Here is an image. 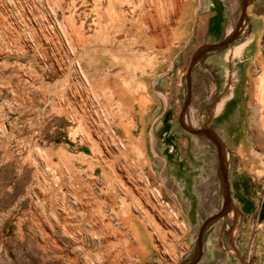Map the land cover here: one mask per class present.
Instances as JSON below:
<instances>
[{"label":"rangeland","instance_id":"rangeland-1","mask_svg":"<svg viewBox=\"0 0 264 264\" xmlns=\"http://www.w3.org/2000/svg\"><path fill=\"white\" fill-rule=\"evenodd\" d=\"M93 2L0 0V264L191 263L203 225L224 209L220 150L231 204L205 226L195 264H264V0H191L180 42L172 40L180 17L145 11L141 37L131 28L126 38L136 52L157 56L129 65H108L97 53L116 16L91 11ZM258 19L256 39L226 59L253 39ZM234 31L227 47L190 66L204 45ZM117 82L133 90L131 106L119 102ZM231 82L235 96L214 113ZM181 113L221 145L185 129ZM111 169L130 173L137 193L160 191V203L152 198L165 206L156 209L160 232ZM172 210L181 223L170 220ZM131 217L157 245L142 260Z\"/></svg>","mask_w":264,"mask_h":264},{"label":"bare ground","instance_id":"bare-ground-1","mask_svg":"<svg viewBox=\"0 0 264 264\" xmlns=\"http://www.w3.org/2000/svg\"><path fill=\"white\" fill-rule=\"evenodd\" d=\"M84 4L87 2V0H83ZM93 7L91 11H112V13L116 16L114 20H110L105 24L104 26L101 25V28H103V34L100 36L99 40L102 41L103 43L100 44L101 46L97 49L98 51L101 52V59L105 60L108 62V65H112L114 62H118L119 60L126 62L128 65L130 62H127V60L131 61L132 57H137L140 60L145 61V64H150L149 62H152L154 57L157 56V53L154 54V52H151L153 54L151 56L149 51H144L140 50L139 52H136L135 49L128 39L126 38L128 31L131 30V28L136 29V34L138 35L142 31V24L145 22V11H168L170 16L177 17L180 19L177 21L176 27L173 32L172 40L176 42H180L182 39H184L187 34H188V16H189V11H192V5H191V0H94L93 2ZM86 6V5H85ZM87 7V6H86ZM86 10V9H85ZM87 11V10H86ZM127 11H131L130 15H128ZM136 11H140V14L143 15L142 18L140 16L137 17ZM105 12V13H106ZM188 13V14H187ZM70 15V14H69ZM110 16V15H109ZM73 18H70V21H72ZM174 20V18H173ZM73 22V21H72ZM174 22V21H173ZM172 22V23H173ZM117 23V24H116ZM149 23V22H148ZM71 24V23H70ZM145 24V23H144ZM175 26V25H174ZM102 30V29H101ZM99 33L102 31H98ZM138 33V34H137ZM71 34V33H70ZM149 35V34H148ZM141 37V35L139 34ZM138 36V37H139ZM147 36V35H146ZM80 37V35H79ZM98 37V35H97ZM171 38V37H170ZM169 38V39H170ZM133 39V38H132ZM136 39V37H135ZM138 39V38H137ZM168 39V40H169ZM252 38H249L248 40H245L241 42L238 45H235L230 53L227 52V55H225L226 59H230L231 57L235 55H242L244 52L245 47L251 42ZM118 45H115V42H118ZM174 41V42H175ZM72 41H69V43ZM133 42V41H132ZM163 42V41H162ZM67 43V42H66ZM83 43V42H82ZM168 43V42H167ZM72 44V43H71ZM84 45V44H83ZM163 45V44H162ZM169 46L168 44H166ZM161 47V46H160ZM73 48V47H72ZM167 48V47H166ZM78 49V48H77ZM157 49V48H156ZM168 49V48H167ZM73 51V50H72ZM74 52V51H73ZM72 52V53H73ZM167 54V53H166ZM168 55V54H167ZM151 56V57H150ZM150 57V58H149ZM116 58V59H115ZM118 58V59H117ZM118 60V61H117ZM157 60V59H156ZM68 61V60H67ZM143 61V62H144ZM155 61V60H153ZM79 63V62H78ZM115 63V64H116ZM140 65V62H138ZM80 68L82 69L81 63H79ZM93 64V63H92ZM120 64V63H119ZM144 64V65H145ZM152 64V63H151ZM135 65V64H134ZM130 66H127L129 68ZM134 67V66H133ZM136 67V66H135ZM146 67V66H145ZM138 68V67H137ZM135 69V68H134ZM137 70V69H136ZM76 71V70H75ZM129 71V70H128ZM140 71V70H139ZM133 72V71H132ZM138 72V70H137ZM145 72V71H142ZM136 73V72H135ZM108 74V73H107ZM137 75V74H136ZM142 75V74H141ZM233 76V74L231 75ZM230 77V76H229ZM132 78V77H131ZM137 78V77H136ZM87 82V81H86ZM140 82V81H139ZM90 83V82H89ZM106 83V82H105ZM107 84V83H106ZM130 84V83H129ZM79 85V84H78ZM89 86V85H88ZM144 86V84H142ZM93 87V86H92ZM229 89L226 94H224L223 97L216 103L213 108L214 113L218 114L222 108H224V103L227 99H231L235 96V88H234V83H229L228 84ZM115 91L119 94L120 96V101L123 103L125 106H131V98L129 95L133 92L132 89H130L128 84L125 83H116L115 86ZM146 88V86H145ZM110 89V88H109ZM113 89V88H112ZM135 91V90H134ZM91 103V102H90ZM97 104V103H96ZM89 126V125H88ZM84 128V127H83ZM89 128V127H88ZM88 128H84L82 130L83 136L86 138L85 140L87 141H92L93 147L95 144V147L98 148L99 152H103V148L94 141V138L92 137L91 130ZM258 132V131H256ZM105 134V133H104ZM101 135V134H100ZM257 135V134H256ZM111 137H113L111 135ZM263 137V136H262ZM108 138V137H107ZM82 139V138H81ZM103 139V138H101ZM83 140V141H85ZM105 140V138H104ZM259 140H262V143H264V137L259 138ZM115 142V141H114ZM118 142V141H117ZM116 142V144H117ZM141 142V141H140ZM139 142V143H140ZM105 144V143H104ZM108 144V143H107ZM130 144V143H127ZM92 145V144H91ZM119 145V143H118ZM117 145V146H118ZM116 146V147H117ZM107 147V146H106ZM138 147V146H137ZM119 148V147H118ZM134 149V147H133ZM136 149V148H135ZM140 149V148H139ZM107 150V149H106ZM132 150V149H131ZM124 151V150H123ZM122 156V155H121ZM139 157V156H138ZM128 160V159H127ZM134 164V163H133ZM130 165V164H129ZM116 166V165H115ZM125 166V165H124ZM133 166V165H131ZM113 167V165H112ZM120 167V166H119ZM118 167V168H119ZM130 167V166H129ZM136 164L134 165V168H136ZM122 168V167H121ZM123 169V168H122ZM131 169V168H130ZM112 170V169H111ZM132 170V169H131ZM134 170V169H133ZM116 173V178H119L120 182V188L119 190H123L126 194H130L132 196V207L135 206L137 209L140 210V213L144 215L145 219L149 222L152 223L154 229L156 232H160L162 228H160V221L158 218V215L160 214L156 212L157 210H162L165 208V206L158 207L155 202L152 200V198L156 199L157 202L160 203V191H150L149 192H143L142 194L140 192H136L134 189L135 187V181H133V176L130 177V173L126 174L123 172H118L117 169H113L112 173ZM130 172V171H129ZM107 173V172H106ZM119 173V174H118ZM105 174V173H104ZM126 174V175H125ZM109 176V173L107 174ZM138 175V174H137ZM141 175V174H140ZM106 177V176H105ZM114 177V176H113ZM141 177V176H140ZM107 178V177H106ZM109 178V177H108ZM143 183L147 184V181L142 177ZM129 181H132V184L134 186H131L129 184ZM118 183V182H117ZM119 186V184H117ZM150 185V184H149ZM139 187V186H138ZM140 188V187H139ZM138 189V188H137ZM115 191V190H114ZM107 192V190H106ZM113 192V191H112ZM136 192V193H135ZM124 193V194H125ZM125 194V195H126ZM117 195V194H116ZM115 196V195H114ZM124 200V199H123ZM129 204V203H128ZM158 204V203H157ZM150 205V207H149ZM160 206V205H159ZM130 208V205H128ZM128 208V211H129ZM134 208V207H133ZM135 209V208H134ZM135 209V210H137ZM131 210V208H130ZM166 210V209H165ZM138 211V210H137ZM159 211V212H160ZM161 213H164V211ZM133 213V212H132ZM139 213V214H140ZM164 215V214H163ZM169 218L172 222L176 223H181L177 221L176 219L178 218V213L175 211L172 213H168ZM129 216V215H128ZM233 216V215H232ZM177 217V218H176ZM143 218V217H142ZM163 220V219H162ZM144 221V220H143ZM145 223V222H144ZM182 225H185L182 223ZM181 225V227H182ZM130 230L134 233V237L138 242V251L142 255L141 260L145 258V256L149 255L150 251L154 250L153 245L157 246L155 241L153 240V234L147 233L145 230V226H142L138 220L135 219V217H131L130 220ZM184 227V226H183ZM182 227V229H183ZM151 249V250H150ZM156 254V253H155Z\"/></svg>","mask_w":264,"mask_h":264},{"label":"water","instance_id":"water-1","mask_svg":"<svg viewBox=\"0 0 264 264\" xmlns=\"http://www.w3.org/2000/svg\"><path fill=\"white\" fill-rule=\"evenodd\" d=\"M244 9H245V7H244ZM237 33H238L237 31H234L230 37H228L225 41H223L221 43H213V44L204 45L199 50V52L197 53L196 57L191 62V65L190 66L191 67L194 66L196 64V62L198 61L199 57H201L203 54H205L207 52H211V51L222 50L225 47H227L232 41H234L236 39ZM188 79H189V77H188ZM187 106H188V101L185 103V108ZM180 123L188 131H190V132H192L194 134H198V135H207L211 139H213L217 144H219V146L221 145L220 139H219L218 135L213 130H210L208 128L194 129V128L189 127L187 124H185L184 123V120L182 119V113H181V117H180ZM219 162H220L221 179H222L223 191H224V209L221 212V214H218V215H215V216L211 217L203 225V227L201 229L199 241H198L197 247H196V255H195V258L189 264H195L198 261L200 255H201L202 248H201V241L200 240H201V234H202L203 230L205 229V226H207L209 223L213 222L215 219H218V218L222 217L223 215L227 214L228 213V209H229L230 204H231L230 190H229V187H228V185H227V183L225 181L224 158H223V153H222L221 150L219 152Z\"/></svg>","mask_w":264,"mask_h":264},{"label":"crops","instance_id":"crops-1","mask_svg":"<svg viewBox=\"0 0 264 264\" xmlns=\"http://www.w3.org/2000/svg\"><path fill=\"white\" fill-rule=\"evenodd\" d=\"M250 7H251V5L248 6V10H249ZM260 15H262V14H260ZM255 22H257V25L255 27L253 25V27L255 29V33H254V36H253V39L252 40H255L256 39V37L260 33L261 27L263 26L262 25V19L255 20ZM260 36H261V34H260Z\"/></svg>","mask_w":264,"mask_h":264}]
</instances>
